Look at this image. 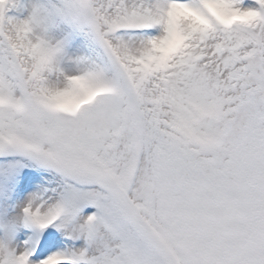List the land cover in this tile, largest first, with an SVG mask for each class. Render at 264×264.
<instances>
[{"label": "snow or ice", "instance_id": "1", "mask_svg": "<svg viewBox=\"0 0 264 264\" xmlns=\"http://www.w3.org/2000/svg\"><path fill=\"white\" fill-rule=\"evenodd\" d=\"M0 264H264V0H0Z\"/></svg>", "mask_w": 264, "mask_h": 264}]
</instances>
